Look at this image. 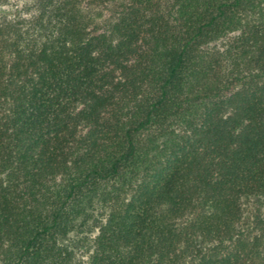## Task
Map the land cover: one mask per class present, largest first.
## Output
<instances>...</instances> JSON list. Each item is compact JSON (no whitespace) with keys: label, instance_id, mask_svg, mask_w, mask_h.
Returning a JSON list of instances; mask_svg holds the SVG:
<instances>
[{"label":"trees","instance_id":"16d2710c","mask_svg":"<svg viewBox=\"0 0 264 264\" xmlns=\"http://www.w3.org/2000/svg\"><path fill=\"white\" fill-rule=\"evenodd\" d=\"M0 264H264V0H0Z\"/></svg>","mask_w":264,"mask_h":264}]
</instances>
